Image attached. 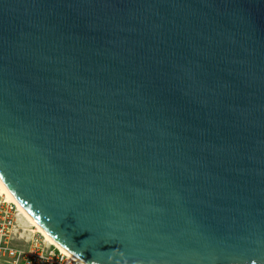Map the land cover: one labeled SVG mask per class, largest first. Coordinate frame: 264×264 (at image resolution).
Instances as JSON below:
<instances>
[{"label":"water","instance_id":"water-1","mask_svg":"<svg viewBox=\"0 0 264 264\" xmlns=\"http://www.w3.org/2000/svg\"><path fill=\"white\" fill-rule=\"evenodd\" d=\"M0 178L86 264H264V0H0Z\"/></svg>","mask_w":264,"mask_h":264},{"label":"built area","instance_id":"built-area-1","mask_svg":"<svg viewBox=\"0 0 264 264\" xmlns=\"http://www.w3.org/2000/svg\"><path fill=\"white\" fill-rule=\"evenodd\" d=\"M17 219L16 207L0 194V264H80Z\"/></svg>","mask_w":264,"mask_h":264},{"label":"bare ground","instance_id":"bare-ground-1","mask_svg":"<svg viewBox=\"0 0 264 264\" xmlns=\"http://www.w3.org/2000/svg\"><path fill=\"white\" fill-rule=\"evenodd\" d=\"M0 194L7 201L12 203L17 210L18 215V224L22 226L24 230L26 227H30L29 230L34 233H38L42 236L45 242L55 246L62 253L66 254L68 257L78 261L80 264H86L68 249H66L63 245H61L57 240H55L51 235H49L38 223L37 221L30 215L27 209L23 206V204L18 200V198L13 194V192L8 188V186L3 182L0 178ZM28 224V226L26 225Z\"/></svg>","mask_w":264,"mask_h":264},{"label":"rangeland","instance_id":"rangeland-1","mask_svg":"<svg viewBox=\"0 0 264 264\" xmlns=\"http://www.w3.org/2000/svg\"><path fill=\"white\" fill-rule=\"evenodd\" d=\"M28 226V224H26Z\"/></svg>","mask_w":264,"mask_h":264}]
</instances>
